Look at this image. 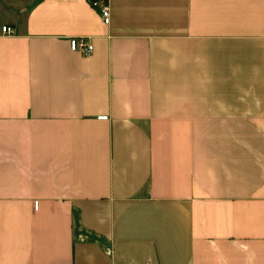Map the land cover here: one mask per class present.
Segmentation results:
<instances>
[{
    "label": "crops",
    "instance_id": "obj_1",
    "mask_svg": "<svg viewBox=\"0 0 264 264\" xmlns=\"http://www.w3.org/2000/svg\"><path fill=\"white\" fill-rule=\"evenodd\" d=\"M90 1L0 0V264H264V0Z\"/></svg>",
    "mask_w": 264,
    "mask_h": 264
},
{
    "label": "built area",
    "instance_id": "obj_2",
    "mask_svg": "<svg viewBox=\"0 0 264 264\" xmlns=\"http://www.w3.org/2000/svg\"><path fill=\"white\" fill-rule=\"evenodd\" d=\"M90 4L95 8H99L103 24L108 25L110 23V10L108 3L105 0H92L90 1ZM2 33L12 34V29L10 27H3ZM70 49L73 52H77L83 56H89L93 51L92 45L85 38L71 40Z\"/></svg>",
    "mask_w": 264,
    "mask_h": 264
}]
</instances>
